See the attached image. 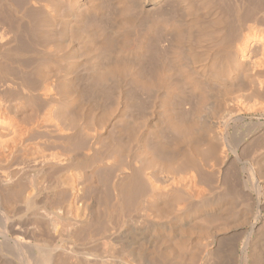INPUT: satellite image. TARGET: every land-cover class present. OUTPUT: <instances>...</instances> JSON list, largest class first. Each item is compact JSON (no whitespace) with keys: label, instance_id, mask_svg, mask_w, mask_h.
<instances>
[{"label":"bare ground","instance_id":"bare-ground-1","mask_svg":"<svg viewBox=\"0 0 264 264\" xmlns=\"http://www.w3.org/2000/svg\"><path fill=\"white\" fill-rule=\"evenodd\" d=\"M0 264H264V0H0Z\"/></svg>","mask_w":264,"mask_h":264},{"label":"rangeland","instance_id":"rangeland-1","mask_svg":"<svg viewBox=\"0 0 264 264\" xmlns=\"http://www.w3.org/2000/svg\"><path fill=\"white\" fill-rule=\"evenodd\" d=\"M95 98V100H98V101H100L99 99H101L100 97L98 98V99H96L97 97H94ZM95 102V101H94ZM96 103H94L93 105H95Z\"/></svg>","mask_w":264,"mask_h":264}]
</instances>
